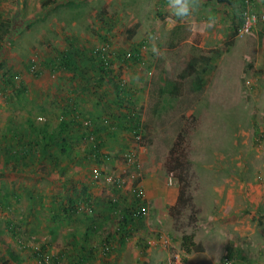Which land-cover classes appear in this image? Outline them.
<instances>
[{
	"label": "rangeland",
	"instance_id": "rangeland-1",
	"mask_svg": "<svg viewBox=\"0 0 264 264\" xmlns=\"http://www.w3.org/2000/svg\"><path fill=\"white\" fill-rule=\"evenodd\" d=\"M41 1L0 0V264H168L166 258L174 253L178 261L169 264H182L181 232L207 242L216 235H205L214 224L200 213L199 204L216 178L232 177L234 205L251 197L247 183L258 197L264 194V23L258 27L260 44L256 25L240 31L245 9L257 13L264 0H231L230 5L191 0L184 17L174 14L169 0H55L45 7ZM105 35L113 52L108 75L90 51ZM134 46H141L139 67L124 56ZM214 46L220 48L217 55L209 51ZM30 60L37 62L38 71L27 69ZM188 61L203 77L201 88L195 85L196 72L176 77ZM119 76L125 89L139 91L140 102L132 99L130 105L144 144L137 149L138 166L124 160V151L133 145L134 120L115 110ZM168 79L174 92L163 90ZM69 98L78 102L81 123L69 126L62 139L59 121ZM83 113L98 117L94 127L107 154L97 180L90 173L94 136L83 128ZM44 130L51 134L50 144L41 151L35 136ZM180 130L189 145L190 171L184 183L193 207L183 206L160 223L156 219L149 233L144 229L152 223L149 217L118 229L121 212L135 205L136 187L137 202H146L136 181L145 173L143 161L148 171L162 170L159 189L164 196L174 194L175 201L178 182L165 160ZM260 132L263 142L257 146ZM28 140L33 146L25 155L15 151ZM123 168L125 181L116 186ZM82 186L89 196L86 205L79 194ZM236 189L243 198H235ZM69 195L81 198L78 209L66 208ZM258 197L251 204L243 199V209H249L243 222L255 226L251 234L247 230L236 245L231 241V250L240 248L244 260L232 251L228 262L225 248L211 264H264V206L259 207ZM146 212L144 207L141 216ZM256 221L263 222L262 233ZM203 227L205 231L199 229ZM236 237L231 233L229 238ZM38 248L43 258L34 255ZM200 251L190 250L192 257L183 264H209Z\"/></svg>",
	"mask_w": 264,
	"mask_h": 264
},
{
	"label": "trees",
	"instance_id": "trees-1",
	"mask_svg": "<svg viewBox=\"0 0 264 264\" xmlns=\"http://www.w3.org/2000/svg\"><path fill=\"white\" fill-rule=\"evenodd\" d=\"M54 1L55 0H46V1L44 0V1H41L40 5L45 7L46 5H48ZM215 2L219 3V4H225V5L231 4V0H215ZM240 7L241 6L239 5L238 6L239 11H240ZM9 24H10V22H9ZM10 26L11 25H9V27ZM260 26H261V23L257 22L256 23V37H257V43L258 44L261 43V38L263 36V33L261 32V30H258V27L260 28ZM0 39H3L1 32H0ZM107 39H109V35H105L102 38L101 42H104ZM95 46H96V44L91 47L90 51H91L92 55L97 58V60L99 62V65H98L99 68L101 67L100 69L103 73L110 72L111 67L105 66L101 63L102 57L100 56L98 50L94 51ZM0 47H1V44H0ZM138 49H139L138 46H134L132 49H130L131 53L127 57L128 61L132 60L133 62H135V64L136 63L138 64V62H141L142 58L138 54ZM219 50H220V48H218V46H214V47L209 48V51H211L212 53H214L216 55L219 52ZM63 55L64 54H62V56ZM109 64L112 65V62ZM27 69L29 71H33V72L38 71L37 62L35 60H32V61L30 60V62L27 65ZM197 71L198 70H197L195 64H193L191 61H188L184 65V67L181 69V71H179L176 74V77L179 79H184L185 76H187L193 72H196L197 74L194 75L195 81H196L195 85H196V87L201 88L204 85V81H203V77H201ZM163 90L168 91V92H174L175 91V84H174L173 80L168 79L167 81H165V83L163 85ZM117 94L120 96V99H121V101H120L121 107L124 106L123 107L124 110H125V108H127V111L125 112V116H127V118L129 120L130 119L134 120V121H132V123H133L132 125L134 126V128L131 127L130 129H133V133H134L133 138H132V139H134V141L132 142V144L137 148V139H135V138L139 135L141 138L142 135L138 134L141 132L139 130L138 121L135 120L136 119V116L134 115L135 110H134V108H130V105L132 102L131 91L128 89H125V87H120V85H119V87L117 89ZM70 99L71 98H69L66 105L63 104V117L59 121L58 133L60 134L62 139H65L66 129L69 127V125L71 126V124H73V123H75V124L81 123L76 118L80 115L77 104H76V100H74V99L70 100ZM70 111H71V116L69 117V116H67V114H69ZM81 117H83V116H81ZM89 118L90 119L89 120L87 119L86 124L83 125L84 126L83 128L85 130L86 129L89 130L92 137L94 136V140L90 144V150L92 151L93 160L95 161L94 168L95 167L99 168L98 171H99V174H101L100 165L103 164L104 160L107 157V154L102 152V146H103L102 136H101V134L97 133L96 128L94 127L96 120L92 119L91 116H89ZM50 135H51L50 133H48L46 130H44L35 139V141L38 143L39 149L41 151H44V150H46V148L49 147L50 141L48 142L47 139H49ZM260 135H263V133H261V132L258 133L257 137L255 138L257 146H261L262 142H263L262 141L261 143H257L258 142L257 140H259L262 137ZM133 145H131V146H133ZM32 146H33V142L28 140L26 142L25 146L22 145L21 147L18 148V150H15V151H18V153L22 151L24 153V154L23 153L22 154L25 155L26 151H28L30 149V147H32ZM59 149L61 151H63L64 146H60ZM15 151L11 152L10 154L15 153ZM124 152H126V151H124ZM189 160H190L189 159V145L187 143L184 131L180 130V131H178V134H176V137L173 140V142H172V144L168 150L166 160H165L167 170L169 172H171L176 177L177 182H178L177 196L175 198V201L168 206V214L170 216H174L175 214H177L179 212V209H181V207H183V206L190 205V207L191 206L193 207V205L191 203V199H190V194H187L188 191L186 190V184L184 183L185 174L187 172L189 173V171H190ZM135 161H140L139 157ZM133 165L138 166L137 162L134 163ZM91 171H92V169H90V173H91ZM97 179H99V177L94 179V180H97ZM136 188H137L136 194H135L136 198L134 200L135 205L132 206L130 204L124 209L123 212H121L120 217H119L118 229L119 228L125 229V226L128 224V222H131L133 224L134 220H136L140 217V215H141V213L145 207L144 202H143V204H140L139 202H137V199H139L138 197H139L140 191H139L138 187H136ZM86 192H87L86 187L82 186V188L79 192V194L81 193V195H82V199L77 197V196H73V195L67 196L66 197L67 198L66 208L69 209L70 211L78 209L80 207V204H81V202H78L79 199L82 200V203L84 205L88 204L89 196L86 195ZM188 218L190 220H192L193 219L192 214H189ZM118 229H117V231H120ZM0 242L3 243V237L2 236H0ZM179 242H180L181 249L185 252H188L190 250L198 251V250L202 249L201 244L199 242H196L193 240V233L192 232H181ZM107 248H108V246H107ZM5 249L6 250L8 249V251H9L8 253H9V256L11 257V260L14 262H17L19 258L16 254L14 255L13 249L8 248V246H6ZM40 249L41 248L36 249V252H34V255H36V257H38V258H43V255H42V252ZM231 253H232V250H231ZM52 257L55 260L56 256L55 257L50 256L51 259H52Z\"/></svg>",
	"mask_w": 264,
	"mask_h": 264
},
{
	"label": "crops",
	"instance_id": "crops-1",
	"mask_svg": "<svg viewBox=\"0 0 264 264\" xmlns=\"http://www.w3.org/2000/svg\"><path fill=\"white\" fill-rule=\"evenodd\" d=\"M111 69H112V65L110 68V72H106L105 74L106 75L110 74L112 72ZM87 83L88 82L83 83V86L86 85ZM133 87H138V86H137V84H134ZM86 88H88V85H86ZM84 92H86V91H84ZM138 92L139 91H137V90L131 91V98L134 99L135 102H140L139 101L140 96L138 95ZM115 95H116V102H118V103H116L117 107H115V110H116V112L121 113V117H122L123 114H125L124 109H123L124 106L121 107V103H120L121 99H120V96L117 94V92L115 93ZM95 103L98 104L100 102L97 101ZM76 104L78 107V102H76ZM84 105L86 106L87 111L91 112V109L88 110L87 105L83 103V106ZM111 106H113V103H111ZM89 116H91V118L95 119L96 121L98 120V117H94V115H92L90 113H89V115L83 113L84 119L89 120L90 119ZM116 118H117V116L115 117V119ZM72 125H75V123L71 124V126ZM37 137H38V135L36 134L35 139ZM142 168H143V170H145V173H144L142 178L138 177L136 181L138 183H140V187L144 193V199L146 201L145 207L147 209V212H146L145 216L140 215L139 219L145 218L146 220H148V217L151 218V220H149V221H152V223L144 224V229L146 231H148V233H149L151 226L157 224L155 222L156 219L158 220L159 223L162 222L161 218H163L165 216H166V219L169 220V214H168V210H167L166 206L173 202L175 195L171 194V193L167 194L166 196L162 195V191H161V189H159L160 184H162L161 180H162V175H163L161 169L154 172L155 173L154 174L152 170L148 171V168L145 167L144 161L142 163ZM231 181H232L231 176L223 175L219 178H216V181L214 183H212V185L210 187H208L206 196L204 195L203 198H201L202 200L199 203V204H201L200 213L202 210V214L205 213V214H207V217H211L210 218L211 221L209 222V224H214L213 226H210L206 230L207 232H205V235L210 236L212 233L214 235L216 234L214 238L212 237L213 240L210 239V240H208V242H207V240L206 241H202L199 239L194 240L196 242H199L202 246V249L200 251L201 252L200 257L203 258V263L211 264V262L214 261V259L216 257H218L220 255V253L225 250V248L227 249V251H224L227 254V256H226L228 259L227 261L230 262L231 258L228 257V254L231 256V241H233L234 242L233 244L236 245V242H239L238 241V239L240 238L239 236H243V234H248L247 230H249V234H251L252 229L255 227L254 226V227L248 228L246 226V222H243V219H246V217H247L245 211H249V209H247V210L243 209V204H244L243 199H245V200L249 199V202L251 204V202H253V199L258 197L257 189H255V188L252 189L251 184L247 183V185L249 186V191L251 192V197H247V195H246L245 198H243L241 196V194H238V189H236L235 198H237V199L243 198V199L239 200L234 205L233 200L231 198ZM233 182L234 183H232L233 184L232 186H235L237 183L235 181H233ZM255 185L256 184H252V186H255ZM252 193H253V198H252ZM259 197L261 200L259 207L260 206L263 207L264 206V194L259 195ZM148 208L151 209V213H148L149 212ZM261 210H262L261 213H263L262 219H264V207ZM231 211H232V213H231ZM230 216H231V219H228L227 217H230ZM259 218H261V217H259ZM139 219L134 220V222H136ZM243 223H244L245 227H243ZM256 223H257V225L261 226L260 231L262 233L263 232V228H262L263 222L256 221ZM199 229H201L202 231H205V227L199 228ZM231 233H234L237 236L236 241H235V239H230ZM178 241H180V235L178 236ZM232 251L234 252V255L238 256V258H241L242 260H244V258L241 257V255L243 253H242L240 248H234ZM194 252H197V251H194ZM188 253H189V251L188 252L182 251V254L185 257V260L182 261V264H183V262H186L189 258L192 257V255H189ZM196 256H198V255H196ZM242 260H241V262H242Z\"/></svg>",
	"mask_w": 264,
	"mask_h": 264
},
{
	"label": "built area",
	"instance_id": "built-area-1",
	"mask_svg": "<svg viewBox=\"0 0 264 264\" xmlns=\"http://www.w3.org/2000/svg\"><path fill=\"white\" fill-rule=\"evenodd\" d=\"M245 2H247L248 0H243ZM248 10L245 9L244 11V15H243V20L241 22V27H240V31L241 32H248L251 30L252 27H254V25H256L257 22H262L264 23V9H262L261 11L257 12V13H251V12H247ZM138 54L141 56V46L138 47ZM98 50L100 56L102 57V64L108 67H111V65L109 63H111L112 58H113V52L111 49V39L109 37V39H107L104 42H100V44H96V46L94 47V51ZM130 50L126 51L124 53V56L127 58L130 54ZM138 67L141 66V62H138ZM119 85L120 87H125L126 86V81L125 79H123V77L119 76L118 77ZM262 136V135H260ZM263 137H261L259 140H257V143H261L263 141L262 139ZM137 139V148L133 145L130 146V148L124 153V160L127 161L128 163L132 162L133 164L137 162V165H139V161H135L138 157H137V149L141 148L142 145H144L141 142V138L140 135L136 137ZM99 168L95 167L92 168L91 171V175L94 179L100 177ZM126 168H123L117 175L116 179H115V184L116 186H120L124 183L125 179L124 177L126 176L125 174ZM106 179L108 181L111 180V176L106 177ZM137 189V188H136ZM140 191V190H139ZM140 195V193H139ZM140 197V196H139ZM138 197V198H139ZM140 204L142 203V201L139 202ZM160 241L165 244L166 243V238L163 239V237H160ZM105 248L107 249V246H105ZM178 261V255L176 253L173 254V256H168L166 258V262L169 264L171 262L176 263Z\"/></svg>",
	"mask_w": 264,
	"mask_h": 264
},
{
	"label": "clouds",
	"instance_id": "clouds-1",
	"mask_svg": "<svg viewBox=\"0 0 264 264\" xmlns=\"http://www.w3.org/2000/svg\"><path fill=\"white\" fill-rule=\"evenodd\" d=\"M190 3L191 0H169V4L173 8L174 14L178 17L188 15Z\"/></svg>",
	"mask_w": 264,
	"mask_h": 264
}]
</instances>
